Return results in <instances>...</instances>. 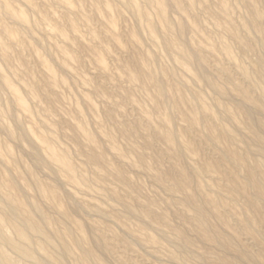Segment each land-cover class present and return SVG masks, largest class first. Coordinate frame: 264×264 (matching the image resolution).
I'll use <instances>...</instances> for the list:
<instances>
[{"label":"rangeland","instance_id":"1","mask_svg":"<svg viewBox=\"0 0 264 264\" xmlns=\"http://www.w3.org/2000/svg\"><path fill=\"white\" fill-rule=\"evenodd\" d=\"M0 264H264V0H0Z\"/></svg>","mask_w":264,"mask_h":264},{"label":"bare ground","instance_id":"2","mask_svg":"<svg viewBox=\"0 0 264 264\" xmlns=\"http://www.w3.org/2000/svg\"><path fill=\"white\" fill-rule=\"evenodd\" d=\"M0 262H1V259H0Z\"/></svg>","mask_w":264,"mask_h":264}]
</instances>
